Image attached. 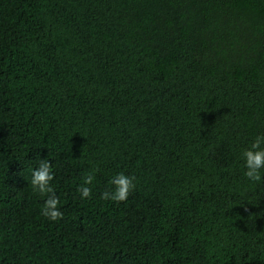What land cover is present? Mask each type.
<instances>
[{
	"label": "trees",
	"instance_id": "obj_1",
	"mask_svg": "<svg viewBox=\"0 0 264 264\" xmlns=\"http://www.w3.org/2000/svg\"><path fill=\"white\" fill-rule=\"evenodd\" d=\"M260 132L264 0H0V264H264ZM121 171L136 190L101 200Z\"/></svg>",
	"mask_w": 264,
	"mask_h": 264
},
{
	"label": "clouds",
	"instance_id": "obj_2",
	"mask_svg": "<svg viewBox=\"0 0 264 264\" xmlns=\"http://www.w3.org/2000/svg\"><path fill=\"white\" fill-rule=\"evenodd\" d=\"M243 169L244 179L253 185H264V132L257 133L249 145L245 147L239 157ZM99 169L87 173L77 191L81 200L92 197L90 187ZM55 172L53 163L48 158H39L38 165L31 171V187L35 193L46 196L41 208V216L49 222L63 219L60 200L55 194L53 181ZM137 178L125 172H117L108 180V186L100 193V199L116 204L126 202L136 190Z\"/></svg>",
	"mask_w": 264,
	"mask_h": 264
}]
</instances>
